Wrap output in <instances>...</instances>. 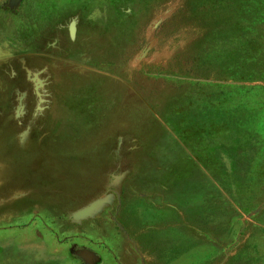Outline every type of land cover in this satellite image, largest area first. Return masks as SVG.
Wrapping results in <instances>:
<instances>
[{
    "label": "rangeland",
    "instance_id": "rangeland-1",
    "mask_svg": "<svg viewBox=\"0 0 264 264\" xmlns=\"http://www.w3.org/2000/svg\"><path fill=\"white\" fill-rule=\"evenodd\" d=\"M0 264H264V0H0Z\"/></svg>",
    "mask_w": 264,
    "mask_h": 264
}]
</instances>
